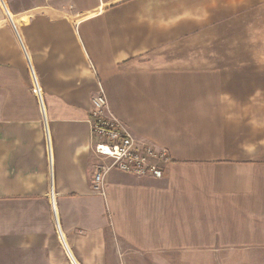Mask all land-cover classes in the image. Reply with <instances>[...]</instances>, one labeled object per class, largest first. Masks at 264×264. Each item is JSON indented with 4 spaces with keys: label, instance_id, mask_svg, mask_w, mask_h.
I'll return each mask as SVG.
<instances>
[{
    "label": "crops",
    "instance_id": "0c3cea01",
    "mask_svg": "<svg viewBox=\"0 0 264 264\" xmlns=\"http://www.w3.org/2000/svg\"><path fill=\"white\" fill-rule=\"evenodd\" d=\"M100 89L162 178L94 189ZM0 264H264V0H0Z\"/></svg>",
    "mask_w": 264,
    "mask_h": 264
},
{
    "label": "built area",
    "instance_id": "2783aa9c",
    "mask_svg": "<svg viewBox=\"0 0 264 264\" xmlns=\"http://www.w3.org/2000/svg\"><path fill=\"white\" fill-rule=\"evenodd\" d=\"M90 125L93 151L103 158L93 175L94 189L102 192L104 175L112 168L137 177L162 178L170 156L166 149L138 142L108 109L102 89L92 97Z\"/></svg>",
    "mask_w": 264,
    "mask_h": 264
},
{
    "label": "rangeland",
    "instance_id": "374dc122",
    "mask_svg": "<svg viewBox=\"0 0 264 264\" xmlns=\"http://www.w3.org/2000/svg\"><path fill=\"white\" fill-rule=\"evenodd\" d=\"M171 260L173 261V262H177V258H178V253H172L171 254Z\"/></svg>",
    "mask_w": 264,
    "mask_h": 264
}]
</instances>
